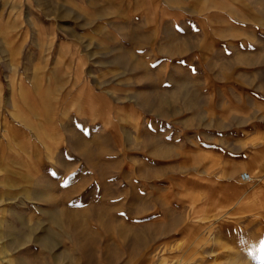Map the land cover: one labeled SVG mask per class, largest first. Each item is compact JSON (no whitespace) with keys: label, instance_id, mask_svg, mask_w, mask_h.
<instances>
[{"label":"rangeland","instance_id":"374dc122","mask_svg":"<svg viewBox=\"0 0 264 264\" xmlns=\"http://www.w3.org/2000/svg\"><path fill=\"white\" fill-rule=\"evenodd\" d=\"M0 264H264V0H0Z\"/></svg>","mask_w":264,"mask_h":264},{"label":"bare ground","instance_id":"6f19581e","mask_svg":"<svg viewBox=\"0 0 264 264\" xmlns=\"http://www.w3.org/2000/svg\"><path fill=\"white\" fill-rule=\"evenodd\" d=\"M37 103L38 102H36L35 101V99L34 98H27V100H26V105H27V107H29V111H30V113H34V112H36V108H38L37 107ZM46 103V100L44 99V104ZM43 104V105H44ZM28 111V112H29ZM250 175V174H249ZM251 176V175H250ZM252 177V176H251ZM253 181H254V178L252 177V182L251 183H253Z\"/></svg>","mask_w":264,"mask_h":264},{"label":"built area","instance_id":"2783aa9c","mask_svg":"<svg viewBox=\"0 0 264 264\" xmlns=\"http://www.w3.org/2000/svg\"><path fill=\"white\" fill-rule=\"evenodd\" d=\"M241 180L245 183H251L252 177L248 173L245 172L241 174Z\"/></svg>","mask_w":264,"mask_h":264},{"label":"crops","instance_id":"0c3cea01","mask_svg":"<svg viewBox=\"0 0 264 264\" xmlns=\"http://www.w3.org/2000/svg\"><path fill=\"white\" fill-rule=\"evenodd\" d=\"M248 174H250L253 178H254V181L253 182H255V179H256V177L254 176V175H252V173H248ZM240 179H241V175H240ZM242 181V180H241ZM243 182V181H242ZM243 183H245V182H243Z\"/></svg>","mask_w":264,"mask_h":264}]
</instances>
